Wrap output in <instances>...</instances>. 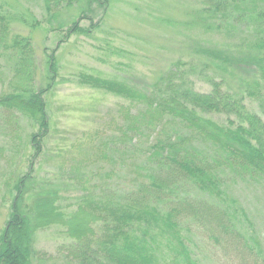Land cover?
<instances>
[{"label": "trees", "instance_id": "trees-1", "mask_svg": "<svg viewBox=\"0 0 264 264\" xmlns=\"http://www.w3.org/2000/svg\"><path fill=\"white\" fill-rule=\"evenodd\" d=\"M67 1L70 6L72 0ZM93 2L107 14L109 0ZM46 3L50 10V0ZM187 16V26H200V33L212 41L191 37L180 44L170 39L181 46L148 89L100 74L78 76L81 85L128 102L118 105L115 125L120 134L109 148L121 155L118 162L127 154L139 160V168L146 171L139 175L148 181L138 179L119 194L105 183L99 197L94 190L103 188L93 185L68 214L57 204L60 186L45 184L34 174L43 167L40 160L45 162L55 123L49 100L55 58L48 59L46 85L36 88L39 65L33 39L13 33L9 18L0 14V58L12 71L10 91L0 93V118L10 137L12 163L0 146V169H6L0 181H8L1 200L11 208L0 238V264H32L37 255L33 236L53 225L62 226L72 243L64 248L67 254L61 249V259L49 258L52 264H162L166 257L156 254L160 239L174 253L168 262L200 264L189 249L192 239L183 234L198 230L222 251L219 258L231 264H264L263 240L254 224L238 200L221 188L225 179L264 185V0H203L202 7ZM89 17H83L91 21L88 28L81 20L58 28L65 34L60 43L97 27ZM240 27L242 38L232 47L219 44V36L233 37ZM198 70L209 87L206 92L196 88ZM208 70L214 75L206 76ZM218 115L225 122L213 119ZM22 120L32 131L26 136L19 132ZM149 141L145 148L142 144ZM130 144L134 154L124 152ZM85 160L72 166L71 177L82 179L84 174L77 172ZM239 216L248 229L240 227ZM39 261L46 264L42 255Z\"/></svg>", "mask_w": 264, "mask_h": 264}, {"label": "rangeland", "instance_id": "rangeland-1", "mask_svg": "<svg viewBox=\"0 0 264 264\" xmlns=\"http://www.w3.org/2000/svg\"><path fill=\"white\" fill-rule=\"evenodd\" d=\"M93 1L72 0L70 6H67V0H50V10H47L46 0H2L0 8V14L4 13L9 18L13 33L33 39L39 65L36 88L46 85L48 59L52 55L55 58L56 67L50 76L55 79L49 93L55 123L49 151L43 157L45 162L40 160L43 167L38 174H34L36 179L38 177L45 184L60 186V200L57 204L66 209L68 214L76 211L77 200L89 192L87 189L94 190L93 185L103 188L102 192L100 188L94 190L99 197L106 190L105 183L111 192L119 194L134 187L138 179L148 181L142 174L139 175L146 173L145 168H139V160L127 154L123 161L118 162L120 154L113 153L109 148L115 136L120 134L115 125L118 105H128V102L81 85L78 76L91 73L107 78L116 77L146 90L153 83L152 78L168 66V60L173 56L171 54L181 46L170 39L180 44L191 37L193 40L203 38L205 41H212L210 36L200 33V26H187L191 20L187 14L195 13L202 7L203 0H109L107 14ZM86 16L93 18L92 22L97 27L85 34H75L60 43L65 34L57 29L65 30V27L80 20L81 26L88 28L91 21L83 18ZM33 22L37 23V27H31ZM242 31L240 27L238 34L233 37L219 36V44L232 47V44L242 38ZM196 74V88L208 91L209 87L201 82L200 70ZM213 75L212 71H206V76ZM0 79L4 82L3 84L0 80V93L9 92L7 84L12 79V71L5 58H0ZM247 102L255 107L252 100L247 99ZM213 119L225 122L224 116L218 115ZM20 126L21 136L32 132L25 120L20 122ZM5 133L0 118V146H5V158L10 162V149L8 151L7 145L10 144V137ZM151 143L149 141L142 145L148 148ZM129 147L124 152L134 154L133 145L130 144ZM104 155L106 158L103 160ZM142 155V151H137V157L142 158ZM81 159L86 160L81 161L82 167L77 172L84 174L79 181L74 176L71 177L70 171H73L72 166L80 163ZM10 165L12 166L11 162ZM35 169L37 170V165ZM5 171V168L0 169V174ZM89 178L92 182H89ZM225 180L226 187L222 185L221 188L238 200L264 245V185L249 180ZM6 182L8 181H0V238L11 213L10 204L4 205L1 200L2 193L7 189ZM184 191H188V187H184ZM191 193L195 195V192ZM238 218L242 222L240 227L243 229V225L244 229H248L246 221L241 216ZM64 230L60 225H53L36 231L33 246L37 255L32 258V264L40 263L39 255L44 257L46 264H52L53 261L49 258L61 259V249V253L67 254L64 248L72 240L63 234ZM197 232L183 231L184 235L192 239L189 249L194 260L200 264H231L227 259L219 258L223 253L213 245V240L207 234H203L202 230ZM159 243L156 254H164L167 260H162V264H167L165 262L172 255L174 257V253L169 251L167 242L163 239ZM212 257L217 259L216 263L211 262ZM232 264H235L234 260Z\"/></svg>", "mask_w": 264, "mask_h": 264}]
</instances>
